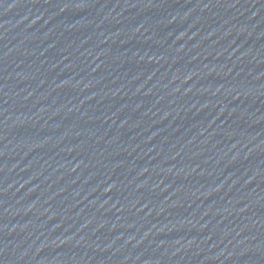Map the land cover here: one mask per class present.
Returning a JSON list of instances; mask_svg holds the SVG:
<instances>
[{"label":"water","instance_id":"obj_1","mask_svg":"<svg viewBox=\"0 0 264 264\" xmlns=\"http://www.w3.org/2000/svg\"><path fill=\"white\" fill-rule=\"evenodd\" d=\"M0 264H264V0H0Z\"/></svg>","mask_w":264,"mask_h":264}]
</instances>
